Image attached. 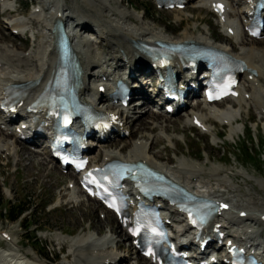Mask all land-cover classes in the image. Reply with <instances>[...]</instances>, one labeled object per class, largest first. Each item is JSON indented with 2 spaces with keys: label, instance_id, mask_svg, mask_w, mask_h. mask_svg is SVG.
<instances>
[{
  "label": "bare ground",
  "instance_id": "obj_1",
  "mask_svg": "<svg viewBox=\"0 0 264 264\" xmlns=\"http://www.w3.org/2000/svg\"><path fill=\"white\" fill-rule=\"evenodd\" d=\"M34 1L37 4L35 8L37 10L28 18L23 19L20 17L21 13L19 9L12 5V0H0V5L4 4V8L0 10V20L3 22V30H0V93H3L6 86L14 83H26V87L36 85V89L30 91L24 98V104L35 94L36 90L42 91L46 82L52 75L55 63L54 60L57 58V50L53 48L52 29L54 27V22L59 18L58 16L61 15L62 18H67L69 20L67 22V30L68 33L73 36V46L78 53L82 65L83 71L79 80L82 98L93 105L98 104L99 109H107V106L104 104L109 94L106 87H109L112 79L120 77L121 71L125 69L123 65L128 62L131 63V65L134 66V71H143V68L146 67L145 63H140L141 66H137V61H133L132 64L133 57L139 53V44L142 42H152L156 39L178 42L192 40L197 43L214 45L235 53L248 63V69L242 76L246 84L238 88L239 94L233 100L219 102L209 106L204 105L202 107L200 103L193 105H191L192 103L186 104L185 106L188 107L183 114L191 110L188 114V119H186L180 117L183 114H179L177 115L178 117L172 118V116L176 115L168 114L164 111V113H162L161 110L150 108L149 103L155 96H153V93L147 94L148 96H144L145 99L139 101L140 105H136V100H132L131 104L134 106L127 112L123 113L122 109L118 107H114L113 112L121 116L124 122L123 129L130 131L127 137H129L136 128L137 131H141L142 129L153 130L149 128L150 124L154 125L155 128H161L159 137L155 135L153 138L151 135L145 134L136 142L132 143L129 149H127V146L121 145V149L118 150H113L114 148H105V150H103V147L106 144H115L117 140H124V138L112 140L108 138L105 142L90 140V143L93 145L96 144L97 146L99 144L101 162H106L113 158L129 161H146L168 174L177 182L194 190L197 194L210 196L220 201L222 205L228 204L230 208L227 211H222L212 226L218 228V224L221 225L223 223L226 225L222 227V230L229 234L225 239L226 242L232 238L231 235L233 234L247 236L250 241L258 245L262 249L261 251L264 252V202L254 200L251 197V191L247 192L245 200H238V198L234 196V187L231 184L230 178L224 177L223 171L220 168L212 166L209 172L204 173V167H196V164L193 165L190 163L187 157L179 160L175 166L169 167L158 161V155H150L149 153V142L155 145L162 140L172 144L178 143V141L173 136H169L166 131L171 125L175 130H177V126L180 123H183L184 128L192 127L194 126L193 122L195 119L200 121L199 130L214 135V141L221 137V135L212 128V122L227 125L231 134L234 135L240 130L238 125L240 121L243 120V111L249 108L254 111L258 120L262 121L264 125V45H262L264 44V36L261 38H252L244 31V27L241 29V18H244V15H241L240 12L246 11L245 7L242 8L241 11H237L241 0L226 1L227 8L226 12L222 14L224 19L221 22L225 32V36L222 37L228 42L235 41L237 45H240L241 50L239 53L234 52L233 48L219 44L218 40L212 36L209 37L210 35L204 36L200 34L195 36L188 32H184L177 39L167 33V35H165L163 32H154L150 27L146 25L143 26V20L146 15H143V18L135 14L132 15L129 12V8L126 6L127 2H130L128 0H120L119 2H116V0H54L52 4H50L51 0ZM189 1L190 3H194L195 1L196 7H206L209 9H212L214 7L213 4H215L214 0ZM175 10L180 11L178 9ZM7 14L13 15L7 17ZM237 15L240 17L239 20L235 19ZM4 23H7L8 29L12 32L11 35L16 40L24 36L29 37L32 44L30 49L31 54L26 56L25 53L21 51L22 48L19 47L20 45L13 44V46H7L8 38L5 33ZM231 29L234 30V34L229 33ZM80 32L84 35L87 32L92 34L90 37H87L80 35ZM181 66L182 63L179 61L172 63V68L176 71L180 69ZM251 69H253L255 73L251 72ZM141 75L143 83L145 84L148 83L146 82L148 79L151 80V82L154 81L153 72L146 73L143 71ZM122 78L125 79V77ZM143 83L141 85V91H144L145 88ZM101 87H105L106 91L100 92ZM99 100L101 101L100 103ZM147 106L148 109H144L147 108ZM222 106L228 108L224 109ZM198 109L201 111H198ZM146 110L149 112L148 114L141 119H136L140 117L137 116V112H144ZM164 119H168L171 122L163 121ZM116 126L119 128L117 130V135L119 136L122 127L120 124ZM12 137L13 134L11 132L0 128V159L3 157V153L7 154V156L5 155L8 160L7 165H9L11 159L12 143H9V139ZM24 145L31 148L30 145L32 144ZM14 149L12 148L16 154L21 152V161L26 158L30 160L31 163H34V160L41 155V153L37 151L24 149L21 144H19V141L16 142ZM121 151L127 152H123L124 154H122ZM209 157L211 159V156ZM207 161H209V158ZM41 165L43 164L41 163ZM204 166H206V164H204ZM215 173H218L217 177H214ZM67 175L71 177L70 174ZM242 176L246 177L247 174ZM206 177L209 178L207 179ZM257 181H259L257 185L261 188L260 190H264V178L259 177ZM91 201L96 205L98 203L96 200L88 198V202ZM80 204L81 203H79L78 206ZM166 210L176 211V208L167 206ZM108 213L112 214L110 211H108ZM171 213H173L174 216H179L180 221L178 223H185L181 214L176 212ZM114 218L117 224L116 227H112L113 222H108L111 226V230L119 234V237L124 238V241L125 239L131 238L128 244L121 242L117 246L121 250H126L123 260L126 259L125 256H130L134 253L136 254V259L139 264L149 262L150 260L145 258L139 252L137 246L133 244L135 238L131 237L123 225L118 221L117 217L114 216ZM184 231L187 232L188 230L186 229ZM104 240V243L97 241L99 244H97L95 240L87 239V237L84 239L71 240L72 247H74L72 253L76 256L75 260L73 257V261L76 264H115L117 261L116 257H114L115 254H113L112 250L110 251V246H107L108 243L112 244L111 242H113V239L107 238ZM116 256H118L117 253ZM121 258L119 260H121Z\"/></svg>",
  "mask_w": 264,
  "mask_h": 264
},
{
  "label": "rangeland",
  "instance_id": "obj_2",
  "mask_svg": "<svg viewBox=\"0 0 264 264\" xmlns=\"http://www.w3.org/2000/svg\"><path fill=\"white\" fill-rule=\"evenodd\" d=\"M16 1L20 3L18 9L21 13L20 17L23 19L28 18L37 10L34 0H12L13 6ZM119 1L116 0V2ZM128 1L130 2H127L126 6L129 8V12L141 17L146 15L143 26L150 27L154 32H163L165 35L168 34L177 39L184 32L195 36L210 35L209 37H214L219 44L233 48L236 53L241 50V46L237 45L235 41L228 42L220 35H223V30L218 25V18L208 8L196 7L195 1L180 11L158 9L153 0ZM3 8L4 5L1 4L0 10ZM2 23L0 20V30H3ZM4 25L8 38H6L7 46L20 45L21 51L26 56L31 54L32 44L29 37L24 36L16 40L11 35L12 32L8 29L7 23ZM25 38L26 41H24ZM241 82L242 86L246 84L244 80ZM148 88L151 89V86L148 85ZM222 108L228 107L222 106ZM144 109H148V106ZM190 111L182 113L183 115L180 113L182 115L180 117L188 119ZM148 113L147 110L137 112V116L140 117L136 119H141ZM162 113L164 112L162 111ZM177 115L179 114L172 118L178 117ZM163 121L171 122L168 119ZM211 126L221 135L215 141L214 135L204 133L197 127L184 128L183 123H180L175 130L171 125L166 131L178 143L172 144L162 140L155 145L149 142V153L158 155V161L169 167L175 166L179 160L187 157L190 163L196 164V167H204V173L209 172L212 166L220 168L224 177L230 178L234 187V196L238 200H245L247 192L251 191L250 194L254 200L264 202V190H260L261 188L257 185L259 177L264 178L263 122L258 120L254 111L249 108L243 111V120L238 125L240 130L234 135L225 124L212 122ZM149 128L153 130L137 131V128H132L134 130L129 137L117 140L115 144H106L103 150L105 148L118 150L121 149V145L127 146L129 149L132 143L145 134L151 135L153 138L155 135L159 137L161 128H155L152 124L149 125ZM10 142L12 147L9 165H7L8 160L5 157L7 154L3 153V157L0 159V190L3 196L2 209H4L3 213L0 210V264H76L73 261V257L75 260L76 256L72 253L74 247H72L71 240L86 237L101 243L105 242L104 239L112 238V244L108 243L107 246H110V251L112 250L115 254L114 257L118 261L116 264L138 263L134 253L125 256L126 259L123 260L126 250H121L117 246L121 242L128 244L130 238L124 241V238L119 237V234L111 230L109 221L113 222V228L117 225L114 216L100 209L98 203L96 205L92 201L88 202V197L82 193L73 192L71 188L68 189L71 181V177L67 175L68 172L62 171L58 164L44 153L43 149L34 147L32 149L19 142L24 149L38 151L42 155L38 156L34 163L26 158L21 161V152L16 154L14 151L17 140L12 137L9 139ZM121 152L124 154L127 151ZM98 153L99 150H94L92 154L96 163L101 160ZM207 157L209 161H207ZM245 174L251 178L242 176ZM217 175L218 173H215L214 177ZM79 203L81 204L78 206ZM19 204L27 206L26 212L18 221L9 220L7 216L9 207H18ZM97 244L99 243L97 242ZM120 258L122 261L119 260Z\"/></svg>",
  "mask_w": 264,
  "mask_h": 264
},
{
  "label": "trees",
  "instance_id": "obj_3",
  "mask_svg": "<svg viewBox=\"0 0 264 264\" xmlns=\"http://www.w3.org/2000/svg\"><path fill=\"white\" fill-rule=\"evenodd\" d=\"M3 207V196H2V193H1V190H0V210H1V213H3L2 211L4 209H2ZM27 206H22L19 204L18 207H15V206H10L9 207V210H8V218L9 220L11 221H18L22 215L26 212V209Z\"/></svg>",
  "mask_w": 264,
  "mask_h": 264
}]
</instances>
